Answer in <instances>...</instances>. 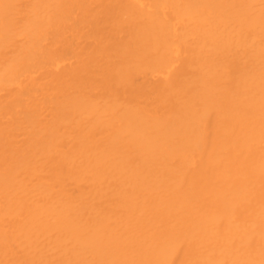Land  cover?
Masks as SVG:
<instances>
[{
  "label": "bare ground",
  "instance_id": "1",
  "mask_svg": "<svg viewBox=\"0 0 264 264\" xmlns=\"http://www.w3.org/2000/svg\"><path fill=\"white\" fill-rule=\"evenodd\" d=\"M0 264H264V0H0Z\"/></svg>",
  "mask_w": 264,
  "mask_h": 264
}]
</instances>
